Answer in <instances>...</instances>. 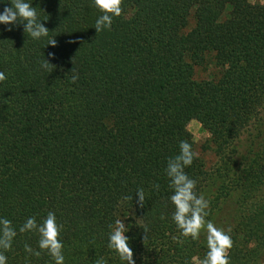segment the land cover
<instances>
[{"label":"trees","instance_id":"1","mask_svg":"<svg viewBox=\"0 0 264 264\" xmlns=\"http://www.w3.org/2000/svg\"><path fill=\"white\" fill-rule=\"evenodd\" d=\"M26 2L49 32L32 39L23 24H0V218L17 232L0 249L7 264H55L38 232L19 231L49 212L63 225L64 264H127L108 247L118 219L135 264L204 258L207 231L180 235L165 171L180 141L196 152L192 120L216 159L208 169L198 155L185 168L209 202L206 221L236 204L244 213L230 229L238 239L255 234L264 217V0H123L99 33L93 0ZM6 6L0 0V13Z\"/></svg>","mask_w":264,"mask_h":264},{"label":"clouds","instance_id":"2","mask_svg":"<svg viewBox=\"0 0 264 264\" xmlns=\"http://www.w3.org/2000/svg\"><path fill=\"white\" fill-rule=\"evenodd\" d=\"M9 2L11 6L4 7L3 12L0 13V24L10 26L23 24L24 33H27L32 39H40L48 35L49 30L38 20L35 7L26 0H9ZM93 3L101 12L94 27L96 33L105 29L111 30L113 17H120L122 14L123 0H93ZM7 30L11 31L12 27H8ZM47 45L55 47L56 40L54 38L49 40ZM49 55L53 56L54 54L49 53ZM41 67L51 72L52 67H55V65L45 59L41 62ZM77 79V75H73L71 78L73 83ZM4 80H6V76L3 72H0V82ZM197 156L198 154L193 151L192 145L188 141L182 140L179 143V153L169 158L167 162L165 171L170 180L169 186L173 190L170 200L175 207L172 219L180 230V235L184 238L190 237L192 240H198L201 230L206 227L208 251L202 259L193 258L196 264H230L229 250L234 243L228 234L231 229L225 232L223 228L216 227L211 221H206L209 202L202 194L197 195L195 191L196 181L191 179L185 172V168L191 166ZM136 195L139 197L138 205L143 207L145 203L144 190L142 188L138 189ZM125 199L129 200L132 197H125ZM110 227L112 231L109 233L108 247L119 255L121 261H126L127 264H135L134 253L129 245V237L125 235L128 228L124 222L118 219L115 221V225H110ZM62 228L63 225L57 224L55 214L49 212L42 224L38 225L36 218L33 216L26 220L19 231L21 233L38 232L40 237L39 248L47 250L53 257L55 264H64L63 243L59 238ZM145 233L144 241L148 239L147 230H145ZM16 235L17 232L12 226V222L6 218H0V249L3 251L10 250ZM173 239L180 244L184 243V240L177 237ZM3 251H0V264H7V257L3 254ZM25 251L37 257L41 254L27 244H25ZM94 264H107V261L100 258L95 260ZM185 264H192V261H185Z\"/></svg>","mask_w":264,"mask_h":264},{"label":"rangeland","instance_id":"3","mask_svg":"<svg viewBox=\"0 0 264 264\" xmlns=\"http://www.w3.org/2000/svg\"><path fill=\"white\" fill-rule=\"evenodd\" d=\"M186 129L190 134L192 141L194 142V148L199 157L203 160L206 168L210 169L213 167L216 159L213 153L206 149L207 134L201 130L200 125L196 121L188 122ZM235 158L239 159L244 156L247 146V140L245 136H242L235 143ZM256 199L258 196L255 197ZM233 210H226L225 212L218 214L213 223L218 228H223L225 232L234 224V217L243 216L244 212L238 211L235 206ZM226 223V227L221 225ZM219 222V223H218ZM204 234L206 233V227L203 229ZM233 240V247L229 250L230 264H264V217L261 219L260 224L256 226L255 234H250L248 237L245 236L243 239H238L236 233L232 230L228 232Z\"/></svg>","mask_w":264,"mask_h":264}]
</instances>
